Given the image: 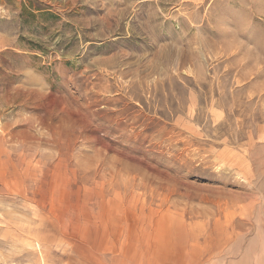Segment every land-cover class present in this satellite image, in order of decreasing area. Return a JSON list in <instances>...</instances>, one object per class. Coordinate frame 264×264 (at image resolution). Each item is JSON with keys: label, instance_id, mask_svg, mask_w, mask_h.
<instances>
[{"label": "rangeland", "instance_id": "1", "mask_svg": "<svg viewBox=\"0 0 264 264\" xmlns=\"http://www.w3.org/2000/svg\"><path fill=\"white\" fill-rule=\"evenodd\" d=\"M0 264H264V0H0Z\"/></svg>", "mask_w": 264, "mask_h": 264}]
</instances>
